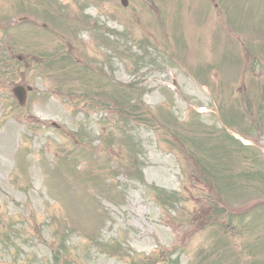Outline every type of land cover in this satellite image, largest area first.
<instances>
[{
  "label": "rangeland",
  "instance_id": "374dc122",
  "mask_svg": "<svg viewBox=\"0 0 264 264\" xmlns=\"http://www.w3.org/2000/svg\"><path fill=\"white\" fill-rule=\"evenodd\" d=\"M199 1L0 0V264H264V0Z\"/></svg>",
  "mask_w": 264,
  "mask_h": 264
},
{
  "label": "water",
  "instance_id": "95a60500",
  "mask_svg": "<svg viewBox=\"0 0 264 264\" xmlns=\"http://www.w3.org/2000/svg\"><path fill=\"white\" fill-rule=\"evenodd\" d=\"M21 91H22V88L18 87L16 90V94L20 97L21 101L24 102L25 97L22 96Z\"/></svg>",
  "mask_w": 264,
  "mask_h": 264
}]
</instances>
